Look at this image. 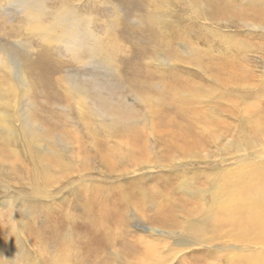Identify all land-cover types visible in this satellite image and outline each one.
<instances>
[{
    "label": "rangeland",
    "instance_id": "1",
    "mask_svg": "<svg viewBox=\"0 0 264 264\" xmlns=\"http://www.w3.org/2000/svg\"><path fill=\"white\" fill-rule=\"evenodd\" d=\"M19 1L0 0V264H262L264 0H27L42 25L69 10L75 51ZM249 194L257 233L231 215Z\"/></svg>",
    "mask_w": 264,
    "mask_h": 264
},
{
    "label": "bare ground",
    "instance_id": "2",
    "mask_svg": "<svg viewBox=\"0 0 264 264\" xmlns=\"http://www.w3.org/2000/svg\"><path fill=\"white\" fill-rule=\"evenodd\" d=\"M17 2V1H16ZM34 2V1H33ZM31 2V4L29 6H26V4L30 3L28 2L27 3V0H20L19 3L21 5H24L26 6V12L29 14L30 18L32 19V25H31V28L32 29H35L37 31H41L42 34L47 38V39H50V37L48 36L49 32H55V35H52L54 36V39H58L55 41V43H62L65 45V47L67 48V50H71L72 49L75 51L78 47H77V44L79 43L78 41V38H77V35L73 32L74 30L73 29H70L67 24H69L70 22V19L68 17V14H69V10H67L66 8H63L61 10V12H58L54 15L52 21H50L48 24L46 25H42L41 23V20L40 18L42 17L41 15L43 14V10L44 8L42 7L41 8V3L39 5H35V3ZM25 3V4H24ZM73 14V13H71ZM74 15V14H73ZM74 20L76 21V17H74ZM80 20V19H79ZM69 22V23H68ZM73 24V22H72ZM75 27V25H74ZM84 27V26H83ZM58 33H56V31ZM81 30V29H79ZM87 30V29H86ZM79 32V31H78ZM58 34V35H57ZM51 36V37H52ZM99 49L103 50V48L101 46H99ZM107 50V49H106ZM107 52V51H106ZM3 64L7 67V62L6 61H3ZM10 70V69H9ZM74 86V85H73ZM65 91V90H64ZM167 91V90H166ZM67 92V91H66ZM70 92V91H69ZM80 92H81V89H76L74 87L71 86V92L68 96L72 95L73 93L75 95L79 94L80 95ZM9 93V92H8ZM180 94V92H179ZM145 95H147V93L145 92ZM67 97V95H66ZM67 99V98H66ZM9 99H7L8 101ZM85 99H83L82 97H79V100H78V103H79V106H77V112H78V117H80L81 119H83L84 121H87L86 119H88L86 116H85V109L82 108V105H83V101ZM6 101V99L4 100ZM70 101V100H69ZM150 102V101H149ZM85 103V102H84ZM153 104H150L152 107H153ZM16 105V102L14 103V106ZM112 109V107H111ZM116 108L113 107L112 110H115ZM92 113V112H91ZM119 116H116L117 119H113L112 123L110 125H108V129L109 130H118V128H115L113 126V123L114 122H118L119 124L121 123L122 124V121H125V117L121 114V113H118ZM120 115H122L123 117H121ZM119 118V119H118ZM171 123H173L175 126H176V119L177 117L174 115L172 116L171 118ZM193 120V119H192ZM120 121V122H119ZM144 121H147L144 120ZM90 124V121L88 122ZM101 123V122H100ZM203 123L204 125L206 124L208 127H210L209 123L207 120H203ZM104 124V123H103ZM146 124V123H145ZM91 125V124H90ZM89 125V126H90ZM208 127H205L208 132L210 133V128ZM28 128V127H27ZM89 128H92V126H90ZM88 128V129H89ZM126 131V129L124 130V132ZM178 132L180 133V137L182 139H184V144H185V140L188 139V136L190 135V127L186 128L184 127V124H179L178 125ZM91 133L93 134L94 131H91ZM190 137V136H189ZM119 142V141H118ZM189 142V141H188ZM192 142V141H191ZM195 143H199L198 141L194 140ZM120 143V142H119ZM122 144V143H120ZM174 147V146H173ZM180 151V150H179ZM129 155V154H127ZM221 178V177H220ZM39 185V184H38ZM249 185H259V186H263L261 183H259L258 181H254L252 182L251 184ZM257 188V187H256ZM246 189V188H245ZM239 193L242 192V190L238 191ZM241 197H244L246 198L247 202L249 203H252V207L249 209L248 212L244 213L243 215H240L237 213V210L236 211H233V213L231 215H233L234 217V223L238 226H240L241 228H243V231L244 230H248V229H251L253 224H254V229H255V232L257 233V229L259 228V222H260V215L261 213L258 212V210H256V205H255V202H258L257 201V196L256 195H252V194H249V196H241ZM245 203V202H244ZM230 215V216H231ZM237 219V220H236ZM251 227V228H250ZM246 255V254H245ZM248 257V256H247ZM262 264H264V260L262 262Z\"/></svg>",
    "mask_w": 264,
    "mask_h": 264
}]
</instances>
